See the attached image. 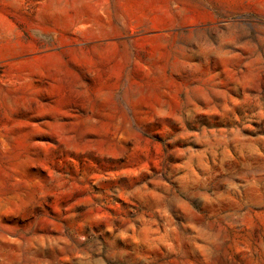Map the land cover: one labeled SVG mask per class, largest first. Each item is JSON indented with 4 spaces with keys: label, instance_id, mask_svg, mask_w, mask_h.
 <instances>
[{
    "label": "rangeland",
    "instance_id": "1",
    "mask_svg": "<svg viewBox=\"0 0 264 264\" xmlns=\"http://www.w3.org/2000/svg\"><path fill=\"white\" fill-rule=\"evenodd\" d=\"M0 264H264V0H0Z\"/></svg>",
    "mask_w": 264,
    "mask_h": 264
}]
</instances>
